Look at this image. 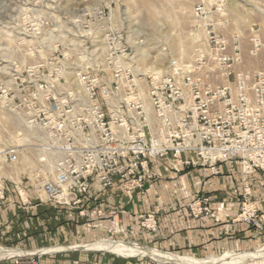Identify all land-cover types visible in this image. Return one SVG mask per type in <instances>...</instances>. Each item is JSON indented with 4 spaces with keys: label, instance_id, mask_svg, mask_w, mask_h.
Segmentation results:
<instances>
[{
    "label": "built area",
    "instance_id": "obj_1",
    "mask_svg": "<svg viewBox=\"0 0 264 264\" xmlns=\"http://www.w3.org/2000/svg\"><path fill=\"white\" fill-rule=\"evenodd\" d=\"M208 13L200 4L195 8L202 22ZM82 24L94 34L83 36L78 65L67 56L46 57L0 82L1 164H26L22 157L31 151L35 167L29 181L40 200L79 207L93 182L103 189L121 182L128 191L145 190L157 175L152 168L157 162H165V171L199 167L219 176L222 164L237 160L244 179L236 221L260 227L264 213L257 205L264 210V196L252 199L250 178L264 177V69H237L240 43L233 42L231 53L229 40L204 23L208 51H198L189 62L173 59L164 71L142 76L122 35ZM259 41L252 36L253 53ZM6 115L20 127L9 130ZM25 134L30 140L20 143ZM14 191L22 205L31 203L23 184H15ZM5 193L1 184L0 209ZM212 204L197 193L188 208L197 220L215 216ZM95 213L101 216L103 210ZM109 216L118 225L120 211ZM141 227L156 232L155 215H146Z\"/></svg>",
    "mask_w": 264,
    "mask_h": 264
},
{
    "label": "rangeland",
    "instance_id": "obj_2",
    "mask_svg": "<svg viewBox=\"0 0 264 264\" xmlns=\"http://www.w3.org/2000/svg\"><path fill=\"white\" fill-rule=\"evenodd\" d=\"M199 4L205 6L209 11L207 20L203 22L195 15V8ZM233 8L237 9V14L233 13ZM98 11L103 12V15L96 17L95 12ZM82 23L99 25L100 31L110 29L117 36L122 35L129 46H131L132 54L136 46L135 43H142L146 40L148 45L146 44L144 47L152 50L151 55L154 56V58L148 60L147 67L152 66L156 59V46L166 50V61L181 59L189 62L195 58L197 51H208L205 42L207 32L204 25L211 23L216 27L218 33H221L229 40L231 53H233L234 49L233 42L237 40L240 43L241 55L236 62L237 69L251 72L264 69V0H0V82L10 80L17 73L16 71H20V68L24 65L36 64L46 57H56L63 60L67 56L69 63L78 65L83 36L86 33V35L88 33L94 34L89 31L90 29L83 28ZM51 31L54 32V38L50 36ZM162 34H168L169 36L167 35L166 37V35L163 36ZM254 35L260 40V47L257 53L252 52L251 38ZM173 41L176 45H172ZM149 45L152 47L150 48ZM100 47H103L102 43H100ZM166 61L163 62L165 66L168 65ZM134 69L138 73L135 67ZM7 126L9 130L20 127L19 124L12 122H9ZM34 156L31 151H26L25 158L22 157V160H26V164H21L22 166L24 165V168L20 167L22 170L19 182H15L9 176L1 177V184L6 191V201L0 209L2 214L8 218L17 214L15 211L17 203L14 197L17 193L14 191V187L15 184L21 183L30 193L34 194L35 200L38 199L40 203L53 205L56 208L66 207L76 210L81 217H86L90 213L97 217L103 216L95 213V210H98L97 207L88 209L84 204L79 207H68L41 201L29 181V178L33 179L29 170L35 167ZM4 166L5 171H9L12 174L13 169L17 165L12 168ZM94 178L96 181L99 180L98 175H95ZM237 193L239 208L233 221L249 224L236 221L239 215L242 214L243 203L242 194L239 191ZM204 195L210 197L212 202L215 203L211 195ZM252 199L257 201L254 197ZM34 205L31 200L30 204L23 206L33 207ZM83 210L84 214H81ZM213 213L215 216L211 218L217 216V211L214 208ZM262 213H264V210ZM155 220L157 221L156 216ZM116 221L118 225L113 224V219L109 217L108 222L105 224L93 222L87 224L90 227L103 226L104 235L98 239L131 242L151 247L146 242H141L131 237L120 216ZM249 225L259 229H262L263 226L262 223H260V227ZM28 226V228L19 230L18 226H13L11 222L5 225V233L0 234V248L8 250L15 255L1 259L0 263L43 264L46 258L64 253V251H59L62 248L92 243L78 242L49 245L48 242L42 240V244H38L37 239L41 234L39 228H35V225ZM145 230L148 231L147 229ZM20 232L22 237H20ZM35 236L37 238H34ZM17 238H23L24 240L21 241ZM28 238L32 239L30 244L26 241ZM263 248L264 243L254 249L230 250L228 252H235V254L223 257L220 256L225 253L202 256L179 254L181 255L179 257H194L197 259L208 257L227 258L242 253L256 252ZM113 255L119 257V255ZM126 257L134 262L141 261L144 264H164L149 256L129 255ZM257 259L242 264H264V258Z\"/></svg>",
    "mask_w": 264,
    "mask_h": 264
},
{
    "label": "crops",
    "instance_id": "obj_3",
    "mask_svg": "<svg viewBox=\"0 0 264 264\" xmlns=\"http://www.w3.org/2000/svg\"><path fill=\"white\" fill-rule=\"evenodd\" d=\"M165 165V162H157L152 166L157 175L140 192L128 191L121 182H116L110 189H103L98 182H93L84 206L103 210L102 217L91 213L81 217L76 210L40 203L38 199L35 200L33 193H30V199L35 205L24 207L15 194L17 214L8 218L0 211V234L5 233V225L11 222L19 230L28 228V225L39 228L41 236L37 239L38 244H42V240L49 245L78 242L93 244L107 240L98 239L104 235V228L102 225L90 227L87 223L105 224L109 213L115 210L120 211V219L131 237L166 254L202 256L225 253L220 256L223 257L235 254L228 252L230 250L254 249L264 243V220L262 229L233 221L239 208L237 192L242 194L244 179L239 161L222 164L219 176H213L199 167L183 168L180 172L165 171ZM250 183L253 197L260 201L264 196V177L250 178ZM197 193L214 198L212 207L217 211L215 218L202 216L193 219L188 207ZM258 206L263 211V205L259 203ZM147 214H154L157 218L158 230L155 233L140 226ZM26 241L30 244L32 239ZM89 244L62 248L59 251L64 253L46 258L43 264H144L115 256L106 250L83 247Z\"/></svg>",
    "mask_w": 264,
    "mask_h": 264
},
{
    "label": "bare ground",
    "instance_id": "obj_4",
    "mask_svg": "<svg viewBox=\"0 0 264 264\" xmlns=\"http://www.w3.org/2000/svg\"><path fill=\"white\" fill-rule=\"evenodd\" d=\"M232 11L234 14L238 13L236 8H233ZM138 34H139V32H138ZM163 34H164V32H163ZM165 35L167 37L168 34H165ZM165 35H163V36H165ZM50 36H51V38H54V32L51 31ZM165 42H166V40H165ZM135 44H136V46L134 47L133 54H132V63H133V66L138 70V73L140 75L144 76L150 72L164 71L167 68L168 65L165 66V64H163V62L167 60V58H166L167 54H166L165 49L158 48V46L155 45L157 48L156 53L154 52L156 54V56H155L156 59L153 62L152 66L147 67L148 60H151V58H154V56L151 55L152 50H150L147 47H144L147 44L146 40H144L142 43L138 42ZM153 44H155V43H153ZM167 44H168V40H167ZM158 45H159V43H158ZM172 45H176L174 41L172 42ZM163 46H164V44H163ZM149 47L151 48L152 46L149 45ZM174 49H176V48H174ZM185 51L187 52L186 49H185ZM171 61L168 60L166 62L169 64ZM5 121L6 122H12L14 124H16V122H18V121H14L12 119V117H10L8 115L5 116ZM8 125H9V123H8ZM28 140H30L29 136L25 134L21 139H19V142L24 143ZM23 166L21 165V162H20L16 167L14 166L15 168L13 169V173L10 174L9 171H7V172L5 171V169H4L5 166L2 165L0 162V185H1V177H3V176H9L15 182H19L20 181V173L22 170V169H20V167L24 168ZM83 247H85L87 249H93V250H106V251L112 252L116 255L123 256V257L129 256V255L149 256V257H153L154 259H156L159 263H164V264L165 263H171V262L176 263V264H242V263L250 261V260H256L257 258L258 259L264 258V248L260 249L256 252L242 253V254H238V255H235L232 257H227V258L208 257V258H203V259H197L194 257H179V256H175L172 254H166V253L161 252L157 249H154V248H151L148 246H144L141 244H137V243H131V242H117V241H112V240H104V241L96 242V243L89 244V245H86ZM14 255L15 254L11 253L10 251L0 248V260L12 257Z\"/></svg>",
    "mask_w": 264,
    "mask_h": 264
}]
</instances>
